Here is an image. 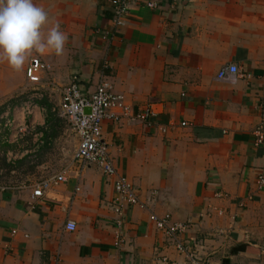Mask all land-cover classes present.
I'll use <instances>...</instances> for the list:
<instances>
[{
    "label": "crops",
    "instance_id": "crops-1",
    "mask_svg": "<svg viewBox=\"0 0 264 264\" xmlns=\"http://www.w3.org/2000/svg\"><path fill=\"white\" fill-rule=\"evenodd\" d=\"M33 2L48 12L47 27L58 22L68 39L61 55L33 52L22 71L0 62L1 89L26 84L34 56L49 65L41 98L10 107L20 130L11 142L1 137L0 150L9 148L4 161L15 168L53 152L52 176L67 172V181L33 199L34 185L8 181L0 169V264H264V142L256 143L260 127L264 134V0H132L121 29L110 0ZM228 64L250 78L217 80ZM103 77L132 114L149 107L156 114L153 126H103L116 168L149 204L125 211L121 247L113 179L96 166L81 171L73 160L79 140L69 141L71 127L52 112L61 88L76 83L89 95ZM151 213L187 224L181 239L188 254ZM69 220L76 232L65 230Z\"/></svg>",
    "mask_w": 264,
    "mask_h": 264
},
{
    "label": "built area",
    "instance_id": "built-area-1",
    "mask_svg": "<svg viewBox=\"0 0 264 264\" xmlns=\"http://www.w3.org/2000/svg\"><path fill=\"white\" fill-rule=\"evenodd\" d=\"M114 7L115 15L113 23L116 29H121L126 26V15L128 14L130 4L132 0H110ZM147 6L150 8H159L158 2H149ZM112 33H107L104 37L110 38ZM104 70L110 69L109 60L105 59L103 63ZM49 70V65L40 57L34 56L29 66L25 71L26 84L25 90L29 88H35L43 83V74ZM244 74L234 64H228L223 66L218 75L217 80L230 81L235 80L237 77H242ZM246 75H244L245 77ZM246 78H250L249 75ZM37 89V88H36ZM61 91V103L52 108V112L59 118L65 120L72 131L77 136L79 143L77 150L73 155L75 163L80 165L81 171L89 166L98 167L107 178H112L114 181V189L117 194L111 202L114 213L118 218L114 222L115 226V246L121 247L126 243V239L123 236V216L127 208L137 207L140 209H149V204L141 199L140 193L132 182L123 174H120L114 164V160L110 155L109 148L103 140V126L106 121L120 122L125 120L128 124L135 122H143L153 126L155 123L151 122V119L156 115L153 108L149 107L143 112L138 114H132L131 107L128 104L126 97L122 94L116 93L110 82L104 77L96 87L95 91L89 95L82 92L78 84L73 83L60 89ZM36 95V94H35ZM87 109L90 110L87 113ZM10 110V108H9ZM0 121V134L9 132L13 136L3 137L5 141H9L17 137V122L15 118H10L9 114H3ZM156 125V124H155ZM186 126V123L182 124ZM165 133L166 129L161 128ZM20 135L23 136L28 133V130L21 129ZM30 133V132H29ZM257 144L264 142V134L262 127L256 132ZM82 173V172H81ZM81 173H78L80 176ZM67 181V172L48 177L41 180L33 186V199L43 198L47 192L53 188ZM258 186L260 189L264 187V175L259 176ZM80 190L79 186L76 188ZM220 214H223L221 211ZM150 220L157 226V228L163 231L166 237L173 243L177 250L181 253H186V248L182 243V235L187 231L188 226L183 222H174L173 216L169 213L164 215H158L156 213L150 214ZM65 230L67 232H76L77 224L69 220L66 223ZM191 260L192 255H188ZM165 264L169 263L164 259ZM54 264H64L59 259Z\"/></svg>",
    "mask_w": 264,
    "mask_h": 264
},
{
    "label": "clouds",
    "instance_id": "clouds-1",
    "mask_svg": "<svg viewBox=\"0 0 264 264\" xmlns=\"http://www.w3.org/2000/svg\"><path fill=\"white\" fill-rule=\"evenodd\" d=\"M33 0H0V62L22 71L33 52L61 55L67 34Z\"/></svg>",
    "mask_w": 264,
    "mask_h": 264
},
{
    "label": "rangeland",
    "instance_id": "rangeland-1",
    "mask_svg": "<svg viewBox=\"0 0 264 264\" xmlns=\"http://www.w3.org/2000/svg\"><path fill=\"white\" fill-rule=\"evenodd\" d=\"M24 86H25L24 82L22 84L18 82L17 85L10 86L9 88L3 87L1 89V86H0V118L3 114L10 113V110H9L10 107L13 110L15 109V107L21 106L23 103H25L28 100L29 102L33 103L34 100H37L36 98L38 99L41 98L40 97L41 96L40 94L41 85L35 86V88L33 87L29 88V90H25ZM1 110H4V111L2 112ZM16 111H19L18 108H16ZM13 135H14L13 132L11 135V133L9 132L6 133L5 129L3 128V133L0 134V144L2 140L1 137H5V136L10 137ZM67 138L69 139V141H71L76 138V135L71 130ZM8 140L9 142H11L10 138ZM0 147H3V145H1ZM8 149L9 148L0 150V169L4 170L5 178L8 181L17 180V182L23 185H29V186L35 185L41 180L51 177L58 168V159L55 158V154L53 152H51V156L49 159H43L45 158V156H43L42 153L40 154L38 153L39 155L37 156V158L34 159L33 163L26 164V162H24L21 165L16 166L15 168V166L10 165L8 162L6 163V161H4V158L6 156L4 152L5 151L7 152ZM4 163H6L7 166H5ZM12 170H15L17 172L12 174L11 173Z\"/></svg>",
    "mask_w": 264,
    "mask_h": 264
},
{
    "label": "trees",
    "instance_id": "trees-1",
    "mask_svg": "<svg viewBox=\"0 0 264 264\" xmlns=\"http://www.w3.org/2000/svg\"><path fill=\"white\" fill-rule=\"evenodd\" d=\"M44 104V103H43ZM4 109H6V108H4ZM49 109H51L50 107H49ZM2 112L4 111V110H1ZM6 160V159H5ZM245 247H243V246H239L238 248H237V250H239L240 251V249H244Z\"/></svg>",
    "mask_w": 264,
    "mask_h": 264
},
{
    "label": "water",
    "instance_id": "water-1",
    "mask_svg": "<svg viewBox=\"0 0 264 264\" xmlns=\"http://www.w3.org/2000/svg\"><path fill=\"white\" fill-rule=\"evenodd\" d=\"M90 112V110L89 109H87V113H89Z\"/></svg>",
    "mask_w": 264,
    "mask_h": 264
}]
</instances>
